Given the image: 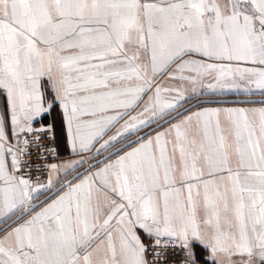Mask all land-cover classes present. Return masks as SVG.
Returning a JSON list of instances; mask_svg holds the SVG:
<instances>
[{
    "label": "snow or ice",
    "instance_id": "obj_1",
    "mask_svg": "<svg viewBox=\"0 0 264 264\" xmlns=\"http://www.w3.org/2000/svg\"><path fill=\"white\" fill-rule=\"evenodd\" d=\"M177 256L264 264V0H0V264Z\"/></svg>",
    "mask_w": 264,
    "mask_h": 264
},
{
    "label": "crops",
    "instance_id": "obj_2",
    "mask_svg": "<svg viewBox=\"0 0 264 264\" xmlns=\"http://www.w3.org/2000/svg\"><path fill=\"white\" fill-rule=\"evenodd\" d=\"M220 99L237 100V99H245V97H238V96H234V95H227V96H224V97H220ZM251 99L259 100V99H261V97L259 95H257V96L251 97ZM244 106H252V105H244ZM255 106H259V105H255ZM51 122H52L51 119H49L48 121H44L43 123H51ZM55 133H56V136L58 138V142L60 144L61 159L62 160L78 159V157H72V156H70L69 153H68V151L63 147L64 136H63V131L59 127V125H57V127L55 129Z\"/></svg>",
    "mask_w": 264,
    "mask_h": 264
},
{
    "label": "built area",
    "instance_id": "obj_3",
    "mask_svg": "<svg viewBox=\"0 0 264 264\" xmlns=\"http://www.w3.org/2000/svg\"><path fill=\"white\" fill-rule=\"evenodd\" d=\"M46 142H47V141H46ZM51 143H54V144H55V143H57V141H53V142H51ZM180 259H181V258H180L179 256L176 257L177 264H178V262H179Z\"/></svg>",
    "mask_w": 264,
    "mask_h": 264
}]
</instances>
